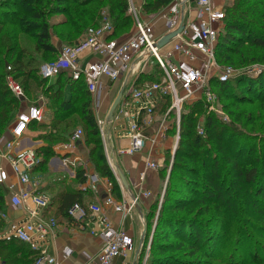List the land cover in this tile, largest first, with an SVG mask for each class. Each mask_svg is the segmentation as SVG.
I'll list each match as a JSON object with an SVG mask.
<instances>
[{
	"label": "built area",
	"instance_id": "built-area-1",
	"mask_svg": "<svg viewBox=\"0 0 264 264\" xmlns=\"http://www.w3.org/2000/svg\"><path fill=\"white\" fill-rule=\"evenodd\" d=\"M191 3L197 7L195 18L185 23L184 30L163 49L157 46L160 38L155 33L153 23L141 17L144 0H128V14L135 21L133 35L125 40L110 39L114 28L111 21L105 18L98 28L88 30L82 43L63 46L57 60L43 63L39 67V76L44 80H55L64 71L70 73L72 81L84 80L91 97V107L94 109L105 157L118 182L110 138L120 143L116 149L119 157L142 153L147 143H150L151 150L144 158V170L138 178L137 196H133L128 204L117 202L112 197V185L108 183V196L103 203H90L86 207L74 204L68 210L74 225L101 242L96 264H113L116 258L125 257L135 246L130 235L113 226L106 207H112L124 219L131 218L140 200L153 197L149 190L143 188V183L147 173L159 169V161L152 155L158 149L156 146L161 144L159 136L168 127L162 124L151 137L146 133L147 129L155 125L154 118L161 101L167 97L170 99L169 109L174 122L179 125L185 103L197 100L212 102L216 97L212 93L211 81L216 79L224 83L234 75L229 67L219 70L214 60L220 35L219 24L225 19L223 5H217L216 0H176L159 14V18L166 23L167 34L180 27L184 16L182 5H186V12ZM200 58H203V63L199 64ZM150 62L155 65L159 75L151 83L141 81ZM8 71L11 72V68ZM131 77L133 81L129 84ZM119 83L124 90L123 97L114 112L113 120L107 124V115L100 116L101 105ZM6 84L21 103L27 101L23 87L12 74L7 76ZM45 109L43 99L27 105L17 114L9 132L10 138H0V147L5 145L4 151L0 149V188H9L10 206L23 214L22 218L10 225L7 232L0 235V240H18L28 245L39 253L40 258L36 264L48 261L49 249L57 238L59 225L54 218L45 217L51 204L50 198L37 192L36 183H33V170L41 162L37 150L16 152V149L29 131L31 123H41L47 119ZM83 138L84 131L79 127L72 133L69 147L81 143ZM122 142H128L127 146L121 145ZM99 180L97 175L90 176L89 187L97 191ZM16 185L20 187L18 191L13 190ZM53 264L61 263L55 261Z\"/></svg>",
	"mask_w": 264,
	"mask_h": 264
},
{
	"label": "rangeland",
	"instance_id": "rangeland-1",
	"mask_svg": "<svg viewBox=\"0 0 264 264\" xmlns=\"http://www.w3.org/2000/svg\"><path fill=\"white\" fill-rule=\"evenodd\" d=\"M235 1L237 0H221L217 3V5H223L225 14L223 23L219 24L218 43L222 41L227 24L231 22L245 27L251 36H264V0H238L240 4H245V8L240 10L243 13L247 10L248 15L245 20L239 19L238 15L230 12V9L237 3ZM108 16L106 13L105 17L112 22ZM141 17L145 20L143 13ZM63 19L62 16H53L49 18V22L53 27ZM132 20V26L128 30L118 33L117 39L125 40L134 34L135 21L133 18ZM230 33L238 36L233 31ZM54 34L55 31H52V42L58 47L71 45L61 42ZM24 44L27 51L32 52L35 59L39 61V67L45 61L54 59L53 56V58L45 60L35 54L31 41H25ZM239 44L231 46V49L237 48ZM248 45V43H244L245 47ZM217 46L214 54L216 67L219 70L231 68L234 75L230 76L228 81L241 78L244 85H241L237 90L230 88L226 94L221 96L216 95L211 86L216 99L210 103L204 101L206 108L197 104L202 100L186 103L183 106L179 125L173 120L170 106L155 116V125L150 133H157L163 124L168 127L164 133V140L167 143L165 148L162 145L163 142L156 146L158 148L156 152L161 153L162 157L161 160H158L159 169L157 174L155 173L159 176L160 185L156 194L154 193L153 203L149 207L143 240L135 244V248L139 249V259L136 264H150L152 256L155 252L157 253V243L175 245L172 249L179 245L177 243L180 241L175 239L172 234V226L158 229L159 218L164 214H170V217L175 218L176 226L181 223L186 226L194 224L202 235L195 256H190L189 245H184L181 250L169 248L170 250L165 254L180 257L182 260L194 264H264V53L255 50H251L250 53L243 51L239 59L237 56L227 59L216 53ZM254 60L257 63H254ZM259 60L262 63H258ZM202 61L203 58H200L198 63H203ZM148 67L145 75L153 74L158 78L155 65L150 62ZM55 81L53 80L50 85H53ZM132 81L131 77L129 84ZM121 90V83L113 89L109 97L111 106L108 113ZM25 95L27 101L20 102V110L41 99L46 103L43 95L38 94L33 100L26 93ZM191 106H196L200 113L191 116ZM92 111L94 113V109ZM184 115L189 116L186 122L190 118L195 119L194 132L205 139L203 147L192 148L190 151L191 148L187 147V143H192V139L187 141V139L181 138V128L185 121ZM102 116H104V111H102ZM207 117H210L213 122V133L208 135L205 133ZM79 127L84 130L83 144L76 146V153L67 162V167L62 168L61 172L52 170L50 163L61 156L58 151L53 149L52 156L48 157L50 166L46 165L42 170H37L34 173L33 183H36L39 191L49 185L76 184L74 174L77 170H83L87 178L93 174L100 175L90 160L88 133L82 126L79 125ZM79 127H74V130ZM154 129L155 131H153ZM35 131L38 133L40 130L35 129ZM214 135L222 136L221 141L214 140ZM151 136L152 134L149 135V137ZM43 144L45 146L39 145V149H36L38 154L43 148L45 149L46 144ZM150 150L149 143V146H146L141 153L142 161ZM111 151L114 152L113 149ZM205 176L216 178L217 185L222 188V193L225 196L219 202L216 197L213 200L205 201L203 195L209 192L206 185L209 180L207 181L208 178L205 179ZM114 180L116 181V179ZM209 189L211 190V188ZM84 190L89 196L98 194V191L87 186ZM177 200L183 201L186 209L173 212L169 207L174 205ZM161 253L163 252L161 251Z\"/></svg>",
	"mask_w": 264,
	"mask_h": 264
},
{
	"label": "trees",
	"instance_id": "trees-1",
	"mask_svg": "<svg viewBox=\"0 0 264 264\" xmlns=\"http://www.w3.org/2000/svg\"><path fill=\"white\" fill-rule=\"evenodd\" d=\"M176 0H144L143 14L145 16H158L160 13L168 9ZM237 2L231 9L239 19L245 20L247 10L243 13L240 10L245 8V4ZM128 0H5L0 1V138L5 136L13 127L16 120V115L20 112V100H18L10 92L6 84V78L12 74L20 81L24 92L33 100L37 95H43L46 99V113L51 116V122H33L29 125V130L36 132L40 130V135L37 140L42 141L47 146L40 152V164L33 170V173L42 170L48 166L49 156H52L55 146L65 143L70 140L74 127L82 126L88 133V145L90 146L89 156L94 164L99 176L103 179H108L113 184L114 195L118 194L117 182L114 180V175L110 169L107 159L104 154L103 142L96 123L94 113L91 108V97L87 91L84 80L72 81L70 73L64 71L55 79L53 85L50 83L53 80H44L39 76V61L35 59L32 52H28L24 42L31 41L34 45V53L47 60L53 62L58 59L62 47H58L52 42V31H55V36L61 41L70 46H77L82 43L89 29L98 28L105 14L107 13L112 19L114 28L113 35L110 39H117L116 35L120 32L128 30L133 23L132 17L128 14ZM62 16L64 19L53 27L50 24V17ZM241 20V21H242ZM233 31L238 34L230 33ZM122 40V39H117ZM237 45V48L231 46ZM248 43V46H244ZM224 49V50H223ZM251 50L261 51L264 53V36H251L248 30L237 24L228 23L227 29L222 37V41L218 43L216 53L221 54L223 58H233L242 55L243 51ZM259 60L258 63H262ZM257 63L256 60L253 61ZM233 65V64H232ZM234 66V65H233ZM11 68V72L8 71ZM156 76L153 74L144 75L141 81L153 82ZM157 80V79H156ZM155 80V81H156ZM241 78L227 81L224 83L216 79L211 81V86L216 95L226 94L227 90L232 88L237 90L243 86ZM186 104V103H185ZM206 108L204 101L198 102ZM170 106V99L167 97L161 101L158 112H164ZM185 106V105H184ZM191 116L197 115L200 111L196 106L190 107ZM184 113V111H183ZM189 116L184 115L181 138L190 140L192 143H187V147L197 149L204 145L205 139L194 132L195 119H186ZM207 117L205 133H213V122ZM84 131V130H83ZM38 132V133H39ZM84 139V138H83ZM214 140L221 141L222 136H213ZM83 143V142H82ZM216 170V169H215ZM214 170V171H215ZM209 182L206 183L208 193L204 194L205 201L213 200L216 197L218 202L223 198L222 188L217 185L216 178L205 176ZM75 182L79 185H84L87 178L83 170H77L75 174ZM211 188V190L209 189ZM199 195V194H197ZM200 196V195H199ZM93 198L89 196L87 191H74L65 189L56 198L59 202L58 211L64 214V217L71 221L68 216V210L74 204H80L86 207L89 202H85L84 198ZM54 199L55 201L57 199ZM5 193L0 188V234L6 230V223L1 218L5 212ZM53 204V200L48 209ZM173 212L186 209L183 201H176L170 206ZM48 211V210H47ZM47 213V212H46ZM158 229L173 227V236L179 240L177 247L167 244L157 243V253L152 256L150 264H194L182 260L180 257L165 254L168 250H181L184 245H189L188 250L190 256H195L199 248L201 240V231L195 228V225L186 226L181 223L179 226L174 224L175 218L169 215H162L159 218ZM167 236V235H166ZM166 238V237H165ZM157 242V241H156ZM176 244V243H174ZM170 248V249H169ZM161 251L163 253H161ZM40 258L39 253L33 251L28 245L18 241H3L0 240V263L1 264H36Z\"/></svg>",
	"mask_w": 264,
	"mask_h": 264
},
{
	"label": "crops",
	"instance_id": "crops-1",
	"mask_svg": "<svg viewBox=\"0 0 264 264\" xmlns=\"http://www.w3.org/2000/svg\"><path fill=\"white\" fill-rule=\"evenodd\" d=\"M139 1V0H135ZM221 0H216V3H219ZM197 7L194 3H191L190 8L186 12H184V21L185 23H189V21H192L193 18L196 16ZM144 18L146 21L153 23L155 28L156 35L161 38L162 36L167 34V27L166 23L163 19H160L159 16H145ZM112 92L110 93V95ZM109 96L105 97L102 105H101V112L100 116L105 117L108 113V110L111 106V102L109 101ZM45 99V98H44ZM46 100V99H45ZM45 103V107H46ZM105 107V108H104ZM25 109V108H24ZM24 109L20 110L23 111ZM102 111H104V116H102ZM46 112V109H45ZM47 119L45 122L50 123L51 122V116L47 115ZM153 129L152 127L147 129V135L149 136L150 130ZM156 129V128H155ZM155 129L153 131H155ZM38 133L28 131L26 136L21 140L20 146L16 149V152L27 150V149H39V145H44L42 141H37ZM6 140L10 138V134L7 132V134L4 137ZM165 134L159 136V140L163 147H166V141ZM83 142V141H82ZM76 144L73 147H69L70 140H68L65 143H61L54 147V151H58V154L61 156L57 157V160H53L51 164V168L55 172H61L62 168H66L67 164L65 163L66 160L69 161L70 158L73 157L74 153H76V146L81 145L83 143ZM128 142H122L121 145L127 146ZM38 145V146H35ZM120 145L118 141L116 142L113 137L110 138V148L113 149L114 152L112 154L115 156V162H114V169L117 172V168L123 173L126 182H127V188L123 187L121 182L119 183L116 179L117 186H118V194L114 195L113 191V184L108 179H103L100 176L99 182L97 184V191L98 194L96 196H93V198H84V201L87 203H95L100 202L103 203L104 200L108 196V183L112 185L111 195L112 197L118 202H128L132 200L133 196L137 194V184L139 181V174L143 172L144 170V159L142 161L141 153L134 154L132 156H117L116 155V149ZM5 146V145H4ZM3 145L0 147V149L3 150L5 148ZM45 146V145H44ZM47 146V145H46ZM147 146L148 143H147ZM163 148V149H164ZM4 151V150H3ZM157 149L153 152V158L156 160H161V153L156 152ZM143 153V152H142ZM147 154V152L145 151ZM3 162V161H2ZM5 165V163H3ZM50 166V165H48ZM157 172H149L146 175V179L143 183V188L146 190H149L154 197V193L156 194V190L159 188L160 180L159 176L156 175ZM76 174V173H75ZM74 174V179H75ZM96 175V174H93ZM92 176V175H90ZM87 178V182L84 185L79 184H59V185H49L48 187H45L43 189H37V192L41 194H45L51 198L50 202L53 200V204L51 205L50 209H48L45 217L47 218H54L59 225V229L57 231V238L55 239V242L49 249L48 253V261L44 262V264H53L55 261L61 263V264H96L97 257L99 255L100 249H101V242L99 239L91 236L85 231H82L79 229L76 225H74L71 221H68L64 214L59 213L58 211V199L56 196L60 194L63 190V185H65V189H71L74 191H85L84 188L87 186L89 187L90 181L89 177ZM34 177V173L32 174V178ZM119 178V177H118ZM70 182V181H69ZM20 189L19 186H14V191H18ZM30 190V188H28ZM5 193V212L2 213L1 218L5 221L7 227L5 232H7L10 228V225L17 221L18 219L22 218L23 214L18 209L10 206V191L9 188L3 190ZM137 196V195H136ZM153 197L151 199H142L140 200L139 204L135 207V210L133 211L132 217H127L126 219L123 218V215L121 213L116 212L112 207H106V212L111 220L113 226L116 229H122L124 230L128 235H130L136 244V242H142L143 237L145 235V223L147 220V215L149 212V207L153 203ZM57 199L56 201L54 199ZM153 199V200H152ZM4 232V233H5ZM3 234V233H2ZM67 252L69 254H67ZM139 259V249L137 247L132 249L125 257H118L113 261V264H136L137 260ZM1 264V263H0Z\"/></svg>",
	"mask_w": 264,
	"mask_h": 264
},
{
	"label": "water",
	"instance_id": "water-1",
	"mask_svg": "<svg viewBox=\"0 0 264 264\" xmlns=\"http://www.w3.org/2000/svg\"><path fill=\"white\" fill-rule=\"evenodd\" d=\"M185 8H186V5L183 4L182 5V13L185 12ZM184 24H185V21H184V16H183L182 21H181V25L178 29L162 36L159 39V41L157 43L158 48L163 49V48L167 47L168 45H170L177 38V36L184 30V28H185ZM123 91H124L123 89L120 91V93L118 94L117 98L115 99V101H114V103H113V105H112V107L108 113V116L106 118L107 124H110V122L113 120L114 112H115L117 106L119 105V103L123 97ZM107 142H108V138H107ZM117 175H118L119 181L121 182L123 187L127 188L126 179H125L123 173L118 168H117Z\"/></svg>",
	"mask_w": 264,
	"mask_h": 264
}]
</instances>
